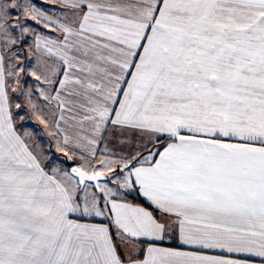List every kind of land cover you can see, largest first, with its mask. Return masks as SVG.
<instances>
[{
  "label": "snow or ice",
  "instance_id": "1",
  "mask_svg": "<svg viewBox=\"0 0 264 264\" xmlns=\"http://www.w3.org/2000/svg\"><path fill=\"white\" fill-rule=\"evenodd\" d=\"M0 264H264V0H0Z\"/></svg>",
  "mask_w": 264,
  "mask_h": 264
}]
</instances>
